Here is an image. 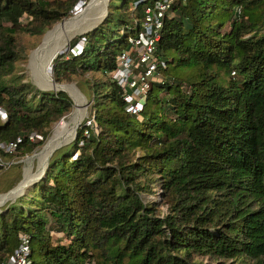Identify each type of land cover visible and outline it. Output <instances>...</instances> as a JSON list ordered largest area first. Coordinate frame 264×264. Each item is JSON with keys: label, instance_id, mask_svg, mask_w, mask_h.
<instances>
[{"label": "trees", "instance_id": "trees-1", "mask_svg": "<svg viewBox=\"0 0 264 264\" xmlns=\"http://www.w3.org/2000/svg\"><path fill=\"white\" fill-rule=\"evenodd\" d=\"M134 1L113 5V20L107 0L104 18L51 59L56 81L84 85L89 113L0 209V264L19 232L29 235L27 264H208L202 255L264 264V0L173 2L155 45L160 78L137 115L123 110L110 74L140 26ZM77 2L0 0V143L19 137V155L72 108L65 91L37 89L17 72L19 37L37 39ZM11 154L0 146V161ZM153 186L160 199L145 201Z\"/></svg>", "mask_w": 264, "mask_h": 264}, {"label": "rangeland", "instance_id": "rangeland-1", "mask_svg": "<svg viewBox=\"0 0 264 264\" xmlns=\"http://www.w3.org/2000/svg\"><path fill=\"white\" fill-rule=\"evenodd\" d=\"M119 1L120 0H109V3H110L109 8H110V12L113 16V20H116V18L118 16L121 17L120 12L116 11V9L112 7L113 5L117 4ZM89 2H90V0H85V2H82L80 0L79 3H77L73 8L70 9V11L68 12L69 14L64 16L63 18H61L59 21H61L62 19L65 20L66 18L72 16L75 13V9L77 6L79 7L78 10H80V9L85 8V6H87ZM105 11H106V8H105ZM105 11L102 14V16H100L96 20H87V21L82 22L81 26L71 33L69 40L74 35H76L77 33L89 29L96 22H98L105 15ZM124 18H126V15L124 16ZM59 21H57V22H59ZM57 22H54L52 25H54ZM60 23H58V24H60ZM58 24H56V25H58ZM56 25L51 30H53L56 27ZM50 27H48V28H50ZM51 30H49V31H51ZM42 35H43V33L39 37H37V39L30 37L26 34L21 35L19 37V40L21 43V48H22V51H21L22 56L16 60L15 68H16L18 73H21L23 75L24 81H29L33 85V87H35L37 89L57 90V88L53 87V85L71 87L72 90L74 91V94H76L77 98L79 99V104H80V109H81V118L77 124V126H79V123L89 113V101H88L87 97L85 96L84 85L79 84L75 79H72L70 81H56L52 76V71L50 68V62L48 63V69H47L48 70V78L50 77L51 79L55 80L56 82L63 83V84H55L52 80H50V78L48 79L49 81L43 82L40 79H38L37 73H36V71H34V69H36L35 65L37 64L38 59H35V58L32 59L31 56L39 48V46L42 44L47 33L43 37L40 45L35 49H32V48H34L40 42ZM34 40H37V43L33 44L32 42ZM64 48L66 50H64ZM64 48H63L64 51L68 50V43H67L66 47H64ZM226 74H227L226 72L219 71L218 78L223 80L227 77ZM153 78L154 79L160 78V72H158V71L155 72ZM46 82L48 84H46ZM49 83H51V84H49ZM61 88H63V87H61ZM157 92L160 93V90L158 89ZM69 95H70V93H69ZM73 101H74V99H73ZM73 101H72L71 110L68 113H66V115L64 117H62L64 119L62 121H59L60 119H62V118H60L59 120H57V121H59L58 123H56L57 121H55L50 125V131L48 134V136L49 135L50 136L49 137L47 136L48 140H46L47 139V137H46V139H45L46 141L44 140L41 144L36 146L30 153H27V154L19 155L18 153L14 152V150H12L11 155H9L7 158H4L0 161L3 164L2 168L0 169V197L5 198L0 203V209L2 208V206L5 203L14 200L16 197H18L21 194L26 193L27 189L31 187L32 183L37 180L38 177H35L36 174L44 167L45 162L49 159V157L55 151L58 154L61 151L66 150L68 148V145H69L68 142L74 137L77 126L75 128V132H74V135L72 138L65 140V137H62V141L49 154L44 156L40 161H38V158L36 156H32L42 146H44L51 138H53L55 133H58V134L62 133L63 131L66 130V128H68L70 126V124H71V116L70 115L72 113H74V111H75V108H74L75 105L73 104ZM159 103H160L159 101L157 103H154V104L149 103L148 107H149V109L158 112L160 110ZM68 116H69V118H68ZM29 140H33V139H29ZM2 146H4V144ZM27 175L29 177L28 184L23 189V191L22 190L20 191V188L22 187L23 182L25 181ZM8 189H10V190L7 192ZM152 189H153V192H150L148 194H142V197L145 201L151 200V199H155V200L160 199L158 187L153 186ZM160 207L162 210H164V208H165L164 205H161ZM198 258H200L203 262L208 263V264H220L221 262L223 264H232L234 261L231 259L213 258V257H208V256H203V255L199 256Z\"/></svg>", "mask_w": 264, "mask_h": 264}, {"label": "built area", "instance_id": "built-area-1", "mask_svg": "<svg viewBox=\"0 0 264 264\" xmlns=\"http://www.w3.org/2000/svg\"><path fill=\"white\" fill-rule=\"evenodd\" d=\"M78 0L77 3H79ZM85 2V0H81ZM142 2V16L138 32L128 36V48L122 49L116 56L115 68L110 73L111 77L122 89V108L126 113L137 115L142 106L146 90L157 72V56L155 45L160 36L163 17L170 5L176 0H135ZM83 43L79 39L74 47L78 49ZM4 111L0 107V119L4 118ZM85 124H90V118L85 119ZM40 136L35 132L27 134L28 139H37ZM14 140L0 143L7 152L14 150ZM4 144V146H2ZM29 235L25 232L18 233V243L12 254L7 258L6 264H27L29 252Z\"/></svg>", "mask_w": 264, "mask_h": 264}, {"label": "bare ground", "instance_id": "bare-ground-1", "mask_svg": "<svg viewBox=\"0 0 264 264\" xmlns=\"http://www.w3.org/2000/svg\"><path fill=\"white\" fill-rule=\"evenodd\" d=\"M106 5H107V0H90V2L88 3L87 6H85V8L78 10L79 7L77 6L75 9V13L72 16L66 18L65 20L62 19L61 21L58 22V23L61 22L60 24L56 23L58 25L54 24L50 29H47L44 32V34L41 37V41L46 33L47 35L45 36L42 44L40 45L41 43L40 41V43L35 47L37 48L40 45L39 48L31 56L32 59L33 58L38 59L37 64L35 65L36 69H34V71H36L37 73L38 79H40L43 82L49 81L48 79L50 77L48 78L47 69H48V63L51 61V59L55 56L57 52L62 50L64 47H66L71 33L74 30L78 29L81 26L82 22L87 21V20H96L100 16H102V14L105 11ZM55 25L56 27L53 30H51ZM50 80L52 79L50 78ZM46 84L48 83L46 82ZM55 84H63V83H55ZM53 87L57 89L59 87H63L65 90H67L70 93V95L74 99L73 104L75 105L74 107L75 111L74 113L70 115L71 116L70 126L66 128V130L63 131L62 133H59V134L55 133L53 138H51L44 146H42L37 152H35L32 155V156H36L38 158V161H40L44 156L49 154L62 141V137H65V140L72 138L75 132V128L81 118V109H80L79 99L77 98L76 94H74V91L72 90V88L69 86H59V85H53ZM59 121H57L56 123H58ZM28 181H29V177L27 175L25 181L23 182L22 187L20 188V191L21 190L23 191V189L27 186ZM10 189H8L7 192ZM4 199L5 198L0 197V203Z\"/></svg>", "mask_w": 264, "mask_h": 264}, {"label": "water", "instance_id": "water-1", "mask_svg": "<svg viewBox=\"0 0 264 264\" xmlns=\"http://www.w3.org/2000/svg\"><path fill=\"white\" fill-rule=\"evenodd\" d=\"M73 8V7H72ZM48 29V28H47ZM47 29H45L44 30V32L47 30ZM43 32V33H44ZM63 50V49H62ZM64 50H66L65 48H64ZM53 80V79H52ZM55 83H58V82H56L55 80H53ZM57 90H63V91H65L67 94H68V96L71 98V100L73 101V98L69 95V93L64 89V88H61V87H59ZM62 118V117H61ZM46 164H47V161L45 162V165H44V167L36 174V176L35 177H40L42 174H43V171H44V169H45V167H46Z\"/></svg>", "mask_w": 264, "mask_h": 264}]
</instances>
